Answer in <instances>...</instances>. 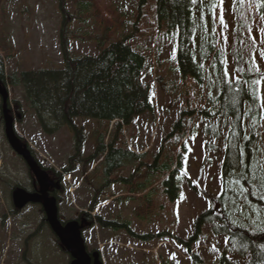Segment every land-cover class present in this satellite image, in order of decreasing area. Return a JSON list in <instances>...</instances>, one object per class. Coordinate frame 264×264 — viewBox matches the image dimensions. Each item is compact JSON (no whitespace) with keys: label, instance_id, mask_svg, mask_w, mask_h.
Wrapping results in <instances>:
<instances>
[{"label":"rangeland","instance_id":"374dc122","mask_svg":"<svg viewBox=\"0 0 264 264\" xmlns=\"http://www.w3.org/2000/svg\"><path fill=\"white\" fill-rule=\"evenodd\" d=\"M256 2L223 0L220 4L217 0L215 7L211 8L212 4L209 7L213 11L211 21L215 22L219 44L228 52L234 51V31L241 16L245 17L250 27L242 35H250L252 41H256L251 62L263 72L264 23L259 27L251 16ZM157 3L158 0H0V59L4 83L10 91V108L17 134L28 143L42 167L63 175L56 195L64 221L78 220L81 212L89 213L96 198L98 207L92 212V218L100 216L115 224L127 223L128 227H114L94 222L84 229L88 251L100 250L104 264H220L224 256L230 258L236 252L233 241L226 234L216 233L208 223L200 226L199 232L196 229L202 212L210 207L208 196L221 192L224 154L220 149L205 150L210 149V144L219 145L218 140L206 132L207 120L184 121L189 132L193 125L197 127L191 139L188 133L181 140L182 144H189V150L183 151L182 157L188 168L187 173L181 171L176 175L179 182L175 181V186H180L177 199L169 197L163 184L150 187L146 199L134 198L136 182L147 175V183L151 185L160 177L155 169L160 173L162 166H152L153 161L159 154L161 164L163 153L160 151L169 147V141L163 143V140L180 118L182 105L190 100L195 101L194 104L200 102L203 96L197 82L191 77L184 78L179 72L178 30L160 26ZM64 25L72 56H97L110 44L124 40L146 59L143 83L154 80L155 111L135 117L129 127L121 129L120 136L117 134L132 152L141 156L129 159L111 176L106 173L108 167L104 165L103 155L90 162L86 159L96 154L100 137L110 144L116 135L113 123L107 126L104 120L76 117L75 124L83 129V145L71 165L70 160L77 156L75 131L65 125L49 135L30 107L24 87L11 83L12 77L23 71L64 68L60 41ZM252 45L248 43L247 51ZM232 60L230 56L229 61ZM230 62L227 67L232 70ZM156 77L160 81L157 84ZM211 88L213 86H204L207 92ZM262 91L264 94V89ZM16 103L21 107V120L17 119ZM186 104L184 109L189 108V103ZM2 119L0 115V264H71L69 253L59 245L45 222L42 206L30 205L16 212L13 191L20 187L31 191L35 181L24 161L9 147ZM177 156L178 152L173 155L174 159ZM66 169L70 170L68 174L63 173ZM191 182L197 184L199 191L193 189ZM214 207L219 209L220 203ZM143 209H148V213L144 210L141 214ZM240 210L241 214L235 211V217L241 224L264 227V211L244 204ZM81 222L86 225L84 219Z\"/></svg>","mask_w":264,"mask_h":264},{"label":"trees","instance_id":"16d2710c","mask_svg":"<svg viewBox=\"0 0 264 264\" xmlns=\"http://www.w3.org/2000/svg\"><path fill=\"white\" fill-rule=\"evenodd\" d=\"M208 1L197 0V3L193 4L191 0H158L157 18L160 26L178 30L179 72L184 78L191 77L196 81L198 88H202L203 96L200 102L194 104L195 101L190 100L182 105L180 118L163 140V143L169 141V147H163L160 151L163 153L161 164L159 154L153 161L152 166H162L160 173L155 169L160 177L151 185L147 183V175L145 179H140L145 183L136 182L138 187L133 190L136 196L134 198L146 199L150 187L163 184L167 187L165 192L169 197L172 200L177 199L180 186H175V181L179 182L176 175L181 171L187 173L188 168V165L183 164V151L189 150V144H182L181 140L188 133L189 138H192L197 127L193 125L189 132V127L184 121L190 118L207 120L206 132L210 133L214 140L217 139L219 145L210 144V149L205 150L220 149L224 154L220 177L221 192L208 196L210 207L202 212L196 222V229L199 232V227L208 223L216 233L226 234L233 241L237 253L230 258L224 256L220 264H264V227L257 228L251 224L244 226L235 217V211L241 214V204L264 211V109L258 99L263 91L257 93L256 88L260 86L253 84V81L264 77V71L260 72L259 67L257 70V65L251 62L256 51V41H252L250 35H242L244 31L248 32L250 27L245 22V17L241 16V21L234 31V51L228 52L226 47L219 44L215 22L211 21L214 19L213 11L211 12L209 7L213 0ZM251 12V16L261 27L264 23V6L256 2ZM61 33L64 68L23 71L18 76H13L11 83L24 87L30 107L35 110L40 124L49 135L65 125L75 131L78 139L77 156L70 160L71 165L79 157L83 145V129L77 127L74 119L82 117L104 120L108 122L107 126L113 123L112 129L116 132L113 140L108 144L100 137L96 154L86 159L90 162L103 155L104 165L108 167L106 173L111 176L124 167L129 159H138L141 156L132 152L117 134L120 136L121 129L129 127L135 117L155 111L154 80L143 83L142 73L146 59L134 51L126 41L110 44L97 56L74 57L70 52L65 25ZM248 43L253 45L247 51ZM230 56L233 58L232 62L229 61ZM229 62L233 66L232 70L227 67ZM0 68L4 82L1 59ZM155 80V84L160 82L157 77ZM205 84L213 88L207 92L204 90ZM188 95L190 97V94ZM187 102L189 108L184 109ZM16 105L17 111L21 113V107L18 103ZM194 109L196 110L193 111ZM173 135L175 137L171 142ZM177 152L178 156L174 159L173 155ZM170 153L172 154L168 158ZM46 170L55 183L51 193L58 198L56 191L61 187L63 175ZM69 172L70 170L66 169L63 173ZM191 183L193 189L199 191L197 184ZM37 190L38 186L34 183L31 192ZM218 202L219 209L214 207ZM97 206L98 201L95 198L90 212L80 213L77 220L79 225L84 219V227H91L94 222L100 226L128 227L127 223L115 224L100 216L92 218L91 214ZM141 206L138 209H141ZM144 210L148 213V209H143L140 210L141 214Z\"/></svg>","mask_w":264,"mask_h":264},{"label":"water","instance_id":"95a60500","mask_svg":"<svg viewBox=\"0 0 264 264\" xmlns=\"http://www.w3.org/2000/svg\"><path fill=\"white\" fill-rule=\"evenodd\" d=\"M0 99L7 143L12 151L23 159L38 185V191L35 192H29L23 188L17 189L12 195L15 208L23 210L30 204L41 205L51 231L72 258L71 264H102L99 252H94L92 255L88 252L83 239V226L79 225L78 221L62 222L59 216L58 199L51 194L55 183L49 172L39 164L27 144H24L17 135L15 119L9 108L10 93L7 86L3 84L1 75Z\"/></svg>","mask_w":264,"mask_h":264},{"label":"snow or ice","instance_id":"6c2138e0","mask_svg":"<svg viewBox=\"0 0 264 264\" xmlns=\"http://www.w3.org/2000/svg\"><path fill=\"white\" fill-rule=\"evenodd\" d=\"M191 2L193 4H195V3H197V0H191ZM216 2H217V0H213V3H212V6L213 7L216 6ZM241 2H243V0H241ZM257 2L260 3L262 6H264V0H257ZM219 3L222 4L223 3V0H219ZM221 19H222V17H221ZM256 67H257V70H258V65ZM236 79L238 80L239 78L236 77ZM253 84L260 86V87H257L256 88V92L257 93H261L262 92V89H264V77H261V79H258V80L253 81ZM258 99L261 102L262 108H264V94L259 95L258 96Z\"/></svg>","mask_w":264,"mask_h":264}]
</instances>
